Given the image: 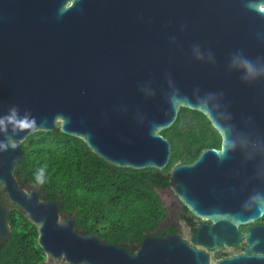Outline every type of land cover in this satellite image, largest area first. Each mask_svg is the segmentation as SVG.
<instances>
[{
	"label": "water",
	"instance_id": "water-1",
	"mask_svg": "<svg viewBox=\"0 0 264 264\" xmlns=\"http://www.w3.org/2000/svg\"><path fill=\"white\" fill-rule=\"evenodd\" d=\"M13 106L37 127L0 153V184L37 228L44 264L209 259L176 236L146 237L133 255L79 232L58 202L15 178L21 143L39 132L59 128L116 168L162 171L172 144L161 132L181 108L199 111L221 148L169 173L172 193L214 224L193 241L213 250L237 244L239 227L264 215V0H0V115ZM10 211L0 206V245L11 237ZM247 236L249 252L264 254V227Z\"/></svg>",
	"mask_w": 264,
	"mask_h": 264
},
{
	"label": "trees",
	"instance_id": "trees-1",
	"mask_svg": "<svg viewBox=\"0 0 264 264\" xmlns=\"http://www.w3.org/2000/svg\"><path fill=\"white\" fill-rule=\"evenodd\" d=\"M172 144L164 170L135 171L110 166L93 154L79 138L56 129L33 134L21 143L14 175L22 186L41 187V199L59 203L83 234L95 235L115 246L140 245L155 236L166 212L158 192L168 188L169 173L177 165H192L205 149H220L222 138L205 115L181 108L175 124L161 132ZM45 168V183L35 174ZM6 194L0 184V204ZM12 233L0 245V264H44L38 231L18 209L9 216Z\"/></svg>",
	"mask_w": 264,
	"mask_h": 264
},
{
	"label": "flooded vegetation",
	"instance_id": "flooded-vegetation-1",
	"mask_svg": "<svg viewBox=\"0 0 264 264\" xmlns=\"http://www.w3.org/2000/svg\"><path fill=\"white\" fill-rule=\"evenodd\" d=\"M22 188L27 192L40 188L41 193L40 186L33 187L27 185L22 186ZM159 193L162 196V198L160 197V199L167 216L166 219L162 223H160L158 229L156 230L155 236L165 237L171 235L185 240L188 244L194 247L195 250L207 254V259H209L207 264H221L226 260H231L228 264H255L256 259L264 258L263 253L249 252L250 250H252V245L249 243L247 236L253 226L264 227V215L254 223L239 227L241 240L237 244L224 245L222 248H220V250H217V248L216 250H213V248H210L202 242L193 241V236L194 234L198 233L204 225L214 226V224L195 217L187 209V207L184 206L181 201L172 193L170 186L160 191ZM0 206L11 209L9 216L14 210H18L15 205H11L7 201V198L3 200ZM257 236H259L258 232L254 231V238H256ZM138 246L139 245L130 247V253L133 255L136 254ZM57 264L68 263L64 260H60L57 262Z\"/></svg>",
	"mask_w": 264,
	"mask_h": 264
},
{
	"label": "clouds",
	"instance_id": "clouds-1",
	"mask_svg": "<svg viewBox=\"0 0 264 264\" xmlns=\"http://www.w3.org/2000/svg\"><path fill=\"white\" fill-rule=\"evenodd\" d=\"M36 127V120L29 112L21 114L18 107L9 108L6 114L0 115V135L5 137L4 140H0V153L17 149L19 142L14 138L23 132L34 131ZM35 182L37 185L45 183L44 167L37 170ZM25 195L30 196V193L26 192Z\"/></svg>",
	"mask_w": 264,
	"mask_h": 264
},
{
	"label": "rangeland",
	"instance_id": "rangeland-1",
	"mask_svg": "<svg viewBox=\"0 0 264 264\" xmlns=\"http://www.w3.org/2000/svg\"><path fill=\"white\" fill-rule=\"evenodd\" d=\"M158 194L160 195V193L158 192ZM160 197L162 198V196L160 195Z\"/></svg>",
	"mask_w": 264,
	"mask_h": 264
}]
</instances>
